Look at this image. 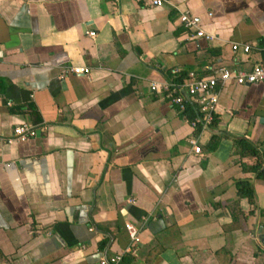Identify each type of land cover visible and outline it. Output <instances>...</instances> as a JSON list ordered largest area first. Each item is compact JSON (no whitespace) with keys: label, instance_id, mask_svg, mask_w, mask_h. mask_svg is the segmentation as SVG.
I'll use <instances>...</instances> for the list:
<instances>
[{"label":"crops","instance_id":"1","mask_svg":"<svg viewBox=\"0 0 264 264\" xmlns=\"http://www.w3.org/2000/svg\"><path fill=\"white\" fill-rule=\"evenodd\" d=\"M0 51V264H98L129 245L125 222L140 240L120 264H264V179L234 151L264 150V81L221 87L200 154L191 110L149 88L172 67L263 62L264 0H0ZM23 122L36 134L19 141Z\"/></svg>","mask_w":264,"mask_h":264},{"label":"built area","instance_id":"2","mask_svg":"<svg viewBox=\"0 0 264 264\" xmlns=\"http://www.w3.org/2000/svg\"><path fill=\"white\" fill-rule=\"evenodd\" d=\"M151 3L159 6L162 4V0H151ZM180 21L186 29L194 31L197 37H203L207 40L213 39V35L204 31L197 19L191 16L188 11H182ZM88 34L94 36L95 32L88 31ZM239 46L242 47L244 52H249L252 48L248 43H232L234 50ZM88 70V67L74 66L71 68V71L76 74H84ZM204 71H208V73L200 74L194 70L182 71L178 67H172L168 71V78L161 81H151L149 85L152 92L160 94L178 110H191V114L186 115L185 120L193 131L187 138V142L191 147V151L195 154H200L202 151L199 144L200 134L207 131L215 121L221 87L230 80L238 84L264 81V61L253 65L248 70H231L225 66L214 67L208 65L204 67ZM35 134L36 131L33 125L26 122L17 124L13 128V137L19 141H25ZM124 226L129 235V245L113 255H102L98 264H120L125 253L139 242L140 228L129 222H125Z\"/></svg>","mask_w":264,"mask_h":264},{"label":"trees","instance_id":"3","mask_svg":"<svg viewBox=\"0 0 264 264\" xmlns=\"http://www.w3.org/2000/svg\"><path fill=\"white\" fill-rule=\"evenodd\" d=\"M26 111H28L33 122H38L39 117L32 104H28ZM215 142H211V147H214ZM234 151L239 154V164L245 172L255 173L259 178L264 179V150L259 151L254 142L244 138L237 137L234 140ZM237 195L239 197L247 198L248 202L255 204L254 188L252 183L247 179H238L236 182ZM264 213V209L259 210ZM105 243L103 242L101 246Z\"/></svg>","mask_w":264,"mask_h":264},{"label":"water","instance_id":"4","mask_svg":"<svg viewBox=\"0 0 264 264\" xmlns=\"http://www.w3.org/2000/svg\"><path fill=\"white\" fill-rule=\"evenodd\" d=\"M258 231H259V240H260L261 243L264 244V228L263 227H259Z\"/></svg>","mask_w":264,"mask_h":264}]
</instances>
